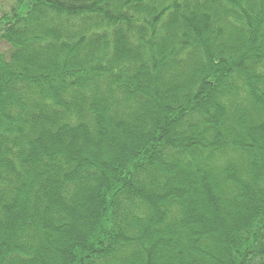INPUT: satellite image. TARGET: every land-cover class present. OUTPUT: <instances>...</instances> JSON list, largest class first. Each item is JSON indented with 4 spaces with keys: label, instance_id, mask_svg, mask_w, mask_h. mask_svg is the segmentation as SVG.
<instances>
[{
    "label": "trees",
    "instance_id": "16d2710c",
    "mask_svg": "<svg viewBox=\"0 0 264 264\" xmlns=\"http://www.w3.org/2000/svg\"><path fill=\"white\" fill-rule=\"evenodd\" d=\"M0 264H264V0H0Z\"/></svg>",
    "mask_w": 264,
    "mask_h": 264
}]
</instances>
